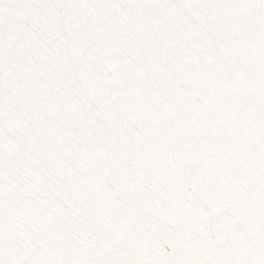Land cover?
<instances>
[{"label":"snow or ice","instance_id":"1","mask_svg":"<svg viewBox=\"0 0 264 264\" xmlns=\"http://www.w3.org/2000/svg\"><path fill=\"white\" fill-rule=\"evenodd\" d=\"M0 264H264V0H0Z\"/></svg>","mask_w":264,"mask_h":264}]
</instances>
